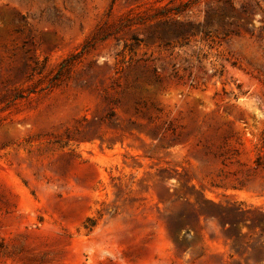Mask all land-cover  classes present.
Instances as JSON below:
<instances>
[{"label":"rangeland","instance_id":"rangeland-1","mask_svg":"<svg viewBox=\"0 0 264 264\" xmlns=\"http://www.w3.org/2000/svg\"><path fill=\"white\" fill-rule=\"evenodd\" d=\"M0 264H264V0H0Z\"/></svg>","mask_w":264,"mask_h":264},{"label":"trees","instance_id":"trees-1","mask_svg":"<svg viewBox=\"0 0 264 264\" xmlns=\"http://www.w3.org/2000/svg\"><path fill=\"white\" fill-rule=\"evenodd\" d=\"M174 24H175V26H177V29H178V30L175 31V32H173V35H175L176 37L180 36V37L184 38L187 32H185L184 30L181 31V23H180V22H174ZM71 59H72V57L69 58V59L64 60V61L60 64V66H59V67H60V68H59V71H60V69H62V68L64 67V65H65L66 63H68ZM56 76H58V74H56ZM56 76L53 78L54 80L56 79Z\"/></svg>","mask_w":264,"mask_h":264}]
</instances>
